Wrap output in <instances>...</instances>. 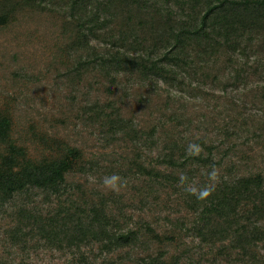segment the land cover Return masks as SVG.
Listing matches in <instances>:
<instances>
[{
  "label": "rangeland",
  "instance_id": "rangeland-1",
  "mask_svg": "<svg viewBox=\"0 0 264 264\" xmlns=\"http://www.w3.org/2000/svg\"><path fill=\"white\" fill-rule=\"evenodd\" d=\"M72 36L71 26L53 10L19 11L0 26V116H10L13 140L37 159L64 157L72 147L81 152L67 174L70 197L31 191L0 205V264H147L153 258L159 264H241L189 229L197 215L186 207L181 187L149 183L140 166L170 172L158 160L172 134L188 148L199 149L203 140L215 149V160L229 151L221 167L203 166L196 179L212 184L231 161L238 174H264V40L235 62L242 81L229 78L228 61L220 55L208 65L187 67L172 84L159 81L152 91L121 75L111 95L97 75L67 73L75 56ZM108 99L122 102L123 116L137 127L155 128L157 144L110 134L90 118V105ZM4 150L0 142V156ZM111 175L116 190L102 183ZM72 197L85 210L105 204L117 228L139 230L137 244L108 250L98 240L48 239L24 216L31 211L46 220Z\"/></svg>",
  "mask_w": 264,
  "mask_h": 264
},
{
  "label": "trees",
  "instance_id": "trees-1",
  "mask_svg": "<svg viewBox=\"0 0 264 264\" xmlns=\"http://www.w3.org/2000/svg\"><path fill=\"white\" fill-rule=\"evenodd\" d=\"M26 9L53 10L68 22L73 33L69 50L75 56L67 73L79 78L97 75L113 89L111 95L119 89L121 75L152 91L159 81L172 84L187 67L208 65L220 55L228 61L224 68L229 78L239 80L242 73L235 62L243 61L256 40H264V0H0V26ZM114 99L91 104L90 118L110 134L157 144L155 128L145 131L137 127L123 116L122 102ZM11 127L10 116L1 115L0 142L5 150L0 156V205L31 191L70 197L67 174L81 152L72 147L64 157L34 158L13 140ZM169 137L158 162L170 172L140 166L149 183L165 181L169 187H181L186 207L197 215L189 229L200 241L217 247L219 255L241 264H264L260 253L264 249V174H238L236 161H231L226 174L212 184L196 179L197 169L203 166L221 167L229 151L215 160V149L203 140L197 149L198 144L188 148L172 134ZM206 187L209 194L201 199L186 191ZM74 200L72 197L68 207L46 220L31 211L24 216L48 239L98 240L108 250L137 244L139 230L117 228L105 204L85 210L73 204ZM146 230L160 240L149 226ZM157 261L153 258L147 264H159Z\"/></svg>",
  "mask_w": 264,
  "mask_h": 264
},
{
  "label": "clouds",
  "instance_id": "clouds-1",
  "mask_svg": "<svg viewBox=\"0 0 264 264\" xmlns=\"http://www.w3.org/2000/svg\"><path fill=\"white\" fill-rule=\"evenodd\" d=\"M208 175L210 178H214L215 172L214 171L210 172ZM116 180H117V177L115 175H111V176L104 177L102 179V183L106 187H111L113 190H116ZM180 181L181 183L184 182L183 176L180 177ZM186 191H189L191 194L195 195L197 199H201V198L206 197L209 194L210 188L206 187V188L201 189L198 192L193 188H187Z\"/></svg>",
  "mask_w": 264,
  "mask_h": 264
}]
</instances>
